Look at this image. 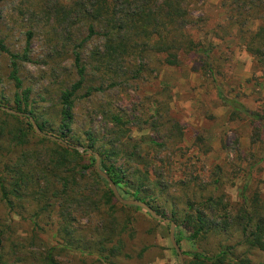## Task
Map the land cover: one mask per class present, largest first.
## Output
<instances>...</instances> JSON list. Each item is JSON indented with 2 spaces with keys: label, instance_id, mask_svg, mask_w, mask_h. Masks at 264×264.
Here are the masks:
<instances>
[{
  "label": "trees",
  "instance_id": "trees-1",
  "mask_svg": "<svg viewBox=\"0 0 264 264\" xmlns=\"http://www.w3.org/2000/svg\"><path fill=\"white\" fill-rule=\"evenodd\" d=\"M201 1L74 0L66 4L61 0H22L31 6L32 13L43 15L41 27L48 36L55 38L70 22L81 28L79 32L85 31L87 39L73 41L75 45L68 49L73 80L62 84L58 81V54L55 59L50 57L46 67L56 86L44 92L52 109H56L55 118L50 117L55 124L46 119L44 109L34 105L32 88L25 86L21 76L23 63L29 61L34 32H27L26 46L18 53L9 51L0 40V54L7 61V80L15 90L9 97L2 90L0 107L20 114L0 109V264H60L61 254L70 250L78 251L82 260L96 257L93 264H116L114 260L122 257L133 230L131 219L120 220L116 207L124 212L140 208L123 206L114 198L107 182L94 169L93 155L79 154L59 141L83 148L77 140L76 145L70 142L74 139L70 133L77 102L104 93L109 89L107 83L116 87L140 79L148 58H157L162 66L174 69L185 57L208 65L212 44H205L193 33L196 23L192 12ZM226 1V15L242 35L250 33L245 28V15H255L251 22L260 25L246 38V51L256 60H264V0ZM93 37L101 40L102 46L84 57V44ZM159 112L155 110L157 116ZM239 113L251 123L260 124L263 119L258 113L234 107L233 115ZM31 120L44 136L35 132ZM110 122L115 131L89 133L85 149L98 154L101 170L119 195L147 204L164 219L166 215L152 204H174L175 210L167 220L190 234L186 241L197 243L212 234L225 237L228 245L218 254H193L188 264H264V200L248 195L245 186L232 214L230 205L224 204L225 196L219 195L217 182L212 184L213 194L198 196L190 183L180 182L177 186L173 179L159 174L160 168L154 171V166H144L145 150L172 152L176 128L167 129L169 138L165 142L149 140L138 145L125 130L131 122L125 121L124 115L112 114ZM178 187L184 191L176 196ZM201 190L205 191V186ZM14 216L32 225L31 237L16 235ZM41 223L56 228L57 236L62 237L59 249L40 242L44 232ZM182 240L175 235L178 246Z\"/></svg>",
  "mask_w": 264,
  "mask_h": 264
},
{
  "label": "rangeland",
  "instance_id": "rangeland-1",
  "mask_svg": "<svg viewBox=\"0 0 264 264\" xmlns=\"http://www.w3.org/2000/svg\"><path fill=\"white\" fill-rule=\"evenodd\" d=\"M61 1L69 4L74 0ZM224 4L228 2L202 0L192 12L195 37L212 44L208 65L185 57L180 67L174 69L162 66L157 58H148L140 79L116 87L107 83L109 89L104 93L77 102L70 133L74 139L70 142L76 145L77 140L84 145L80 148L85 149L89 133L102 135L115 131L110 122L112 114L124 115V120L131 122L125 130L138 145L141 141H167V129L173 126L177 132L172 152L145 150L144 166H154V171L160 168L159 174L173 179L177 186H181L180 182L190 183L198 196L213 194L212 184L217 182L219 195L225 196L224 204H229L234 214L245 186L248 195H258L264 200V60L258 61L246 51V38L260 25L251 22L255 15H245V28L250 33L242 35L238 25L226 15ZM32 11L22 0H0V40L9 51L18 53L26 46L27 32H34L29 61L23 63L21 76L25 86L32 88L34 105L44 109L46 119L52 121L50 117L55 118L56 109H52L44 92L56 86L46 67L58 54L61 67L55 74L58 81L62 84L73 80L68 49L75 45L73 41L87 39V33L79 32L81 28L67 22L52 38L41 27L43 15ZM101 46V40L91 38L84 44L83 56ZM6 66V58L0 54V93L3 90L9 97L15 90L7 80ZM130 78L134 76L130 74ZM232 104L258 113L263 118L261 123H251L242 113L233 115L237 106ZM155 110H160V116ZM85 160L91 163L89 157ZM203 186L205 191L201 190ZM183 191L178 187L175 195ZM169 203L152 205L170 219L175 205ZM116 215L120 220L131 219L133 230L122 257L114 260L116 264H179L169 240L168 224L154 220L142 209L124 212L118 206ZM13 222L19 238L31 237L32 225L15 216ZM44 224L41 223L44 232L40 242L59 249L62 237L57 236L55 227ZM174 234L183 239L179 246L185 254L183 264H188L193 254H218L228 245L220 234L201 238L197 243L186 241L190 234L181 226H175ZM96 260V257L82 260L78 251L71 250L59 258L60 264H93Z\"/></svg>",
  "mask_w": 264,
  "mask_h": 264
},
{
  "label": "water",
  "instance_id": "water-1",
  "mask_svg": "<svg viewBox=\"0 0 264 264\" xmlns=\"http://www.w3.org/2000/svg\"><path fill=\"white\" fill-rule=\"evenodd\" d=\"M1 110L6 111L9 114L12 115H20L19 113L12 111L8 108H4V107H0ZM31 124L35 130V132L40 135V136H44L41 131L39 130L38 126L35 124V122L33 120H31ZM59 141V140H58ZM61 144H63L64 146L69 147L72 150L77 151L79 154H88V155H93L95 158V165H94V169L97 173V175L99 177H101L103 180H105L109 186V189L112 193V195L114 196V198L123 206H127V207H137L142 209L143 211H145L151 218H153L154 220H157L159 222H162L164 224H169V240L171 243V246L174 250V252L176 253L178 260H179V264H183V258H182V253L180 251V248L178 246V244L175 241V234H174V228L175 225L174 223L170 222L167 219L162 218L161 216L157 215L147 204L137 201V200H125L123 199L119 193L118 190L116 188V186L114 185V183L112 182V180L109 178V176L101 170L100 168V158L98 156V154L94 153L91 150H86V149H82L80 147H75V146H70L66 143H63L62 141H59Z\"/></svg>",
  "mask_w": 264,
  "mask_h": 264
}]
</instances>
